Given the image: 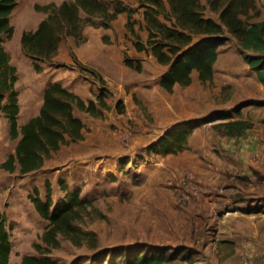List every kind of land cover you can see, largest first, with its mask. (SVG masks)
I'll list each match as a JSON object with an SVG mask.
<instances>
[{
    "label": "rangeland",
    "instance_id": "rangeland-1",
    "mask_svg": "<svg viewBox=\"0 0 264 264\" xmlns=\"http://www.w3.org/2000/svg\"><path fill=\"white\" fill-rule=\"evenodd\" d=\"M63 1L66 0H17L16 7L11 13L10 22L14 27V34L10 40L5 41L4 46L11 56L12 64L19 68L18 76L20 75V79L16 86L21 109L20 122L38 111L40 103L39 86H41V83L37 84V81L41 79V82H45L46 80V78H41L40 73L32 70L34 67L31 58L22 51V33L36 30L45 17L43 13L36 11L35 4L43 5L50 2L60 4ZM201 1L204 2V0ZM118 3L124 8L134 11L132 20L135 30L140 36V41L146 44L148 31L143 20V9L138 6L139 0H120ZM257 4L264 6V0H257ZM206 15H209V13L206 12ZM125 16L127 17L126 11L120 13L110 29V37L120 38V44L123 40L124 48L121 50L122 66L118 76L114 75L109 80H103L104 82L100 83L93 77L94 73L90 72V70H93L101 77L98 71L81 62L78 63L79 61L76 58V64L73 65L55 62L56 64L52 66L43 67L50 70L49 73L53 79V69L56 68L55 75L64 77L69 69L75 67L82 74L85 82L99 85L102 90L106 91V101L109 108L103 111V115L101 117H90L85 114L84 120L89 119L90 121L85 124L84 131V134L86 132L88 137L89 134L91 137H98L103 127L106 128V131L110 130L111 133H108L111 140L115 141L116 137L118 138V142L122 147L129 148L131 145H135L139 148L143 146V143L156 142L169 129L179 126H191V135L194 138L199 136L196 140L197 146L205 137L207 142L210 141V146L215 147L218 144L216 141L234 140L230 137L223 138L214 129L216 125L235 120H243L253 125L252 120L256 123L258 119L263 118L264 105H258V103L264 102V85L258 81L254 70L245 62L233 38H230L224 45L219 47L211 83H201L198 75L193 73L190 86L181 87L176 85L172 93H167L159 84L160 77L167 67L159 64L150 52L139 51L135 48V38L126 27L127 20L125 22ZM261 19H264V16H261ZM71 39L68 38L63 41L62 48L64 50L67 46L69 47V40ZM109 49L114 50V46ZM126 59H131L134 63H140L141 71L129 68L126 65ZM35 74L38 75L37 80H35ZM121 80L125 81V85L120 83ZM107 81L110 90L105 88V86H108ZM96 91H92L90 100H95L94 95L100 91L98 87ZM117 102L123 103V114L116 111L115 104ZM240 104L242 105L236 109ZM187 111L190 112V115L186 113ZM114 116L119 117L118 125H116V121L112 120ZM18 125L21 126L19 120ZM163 130L166 131L162 133ZM263 142L260 139L253 141V143L258 144ZM76 143H82L83 150L89 146V143L86 142V136L83 137V140L73 144ZM16 144L17 140H12L9 136V124L3 116L0 125V163L14 152ZM57 153L47 159V162L45 161L46 167L44 163L43 167L35 173L21 175L18 169L14 173H9L0 168V210L6 217L12 244L9 264H22L21 259L24 255L40 258L48 257L59 264H110V258L103 254V249L115 246L126 248L138 243L189 247L197 251L200 262L207 264H263L264 239L261 232L264 230V187L260 193L243 190V192L233 194L231 198L223 201V206H226L222 207L221 214L231 217L228 224L231 225L234 219L243 221L237 234H234V231L231 230L233 227L227 228L228 231L224 230L219 237L222 240L210 245L215 241L218 229L213 226L205 227L208 220L204 216L202 220H197V222L202 221L201 227L189 222L191 233L197 234L201 228L205 234L204 245L201 248L196 245L191 247L185 244L157 243L151 238L153 239L160 232H166L170 229L171 219L166 217L165 213L156 211L151 200L143 204V210L140 211L141 201H144L141 193L133 200L134 191L126 192V194L129 192L127 195L130 196H119L120 190L123 192L129 184L123 181H117L119 187H112L103 183L99 189L95 188L89 191V187H86L87 173L84 170L75 169L73 164L69 167H67L69 164L63 163V165L58 166ZM257 157H259L258 153L253 152L250 155V161H256ZM63 167H67V169L62 171ZM127 168L128 171H124L123 175L117 172L118 176L114 178L116 180L119 177L129 180H142L143 175L137 168H131V166ZM255 177L259 178V175L257 174ZM244 178L247 182L254 181L253 176L249 180L246 177ZM61 179L65 181L66 185L68 184V188L81 186L83 193L80 197L92 201L93 205L102 214L101 218L92 215V218L86 220L83 228L87 232L96 233L99 241L96 250L91 249L89 245L77 247L67 240H61L59 247L52 249L49 254H41L33 247L35 243L44 245L41 236L47 221L39 216L30 197L35 195L34 188H37L40 197L45 199L47 195L46 182H48L51 188L52 208H54L65 195L60 187L61 183L59 182ZM113 180L111 179V181ZM241 186H244V184ZM173 193L175 197L176 191ZM201 193L197 186L194 195H200ZM174 203L178 208H184L178 206L179 204L177 205L175 198ZM239 207L242 208L239 209V212L234 211ZM248 208L260 212L252 213V216L247 212ZM251 227H254V230L249 232ZM135 228H137L138 233H135ZM245 229L247 230L245 231Z\"/></svg>",
    "mask_w": 264,
    "mask_h": 264
},
{
    "label": "trees",
    "instance_id": "trees-1",
    "mask_svg": "<svg viewBox=\"0 0 264 264\" xmlns=\"http://www.w3.org/2000/svg\"><path fill=\"white\" fill-rule=\"evenodd\" d=\"M118 1L66 0L60 4H35L36 11L45 17L36 30L25 31L21 36V49L31 58L35 72L42 71V63L54 64L63 41L73 38L77 45H81L86 41L85 27L110 29L118 15L126 11V27L135 38V48L150 52L159 64L167 67L159 82L165 92L172 93L176 85L189 86L193 73L198 75L201 83H211L219 47L230 38L236 41L238 51L264 85V19L260 20L264 16V6H259L257 0H139L138 6L143 9L148 31L146 44L140 41L135 30L134 11L124 8ZM16 4L17 0H0V119L3 116L7 119L9 136L17 140L14 152L0 163V168L9 173L18 169L21 175H25L41 169L62 146L83 140L85 124L75 115V110L90 117H101L109 105L105 90L95 94V100L85 102L61 83L50 82L43 91L38 115L18 125L19 94L15 87L18 70L11 64V56L4 46L14 34L10 16ZM126 65L141 71V64L131 59H126ZM90 72L97 81L104 82L95 71ZM258 105H264V102ZM116 109L123 113V103L117 102ZM250 127L243 120H235L218 124L215 129L223 136L237 137ZM191 130V126L169 129L156 142L149 144L146 151L177 153L187 147ZM59 183L65 195L54 208L48 182L45 199L40 197L37 188H34L35 195L30 197L39 216L47 221L41 236L44 245L35 243L34 249L49 254L59 247L61 240H67L77 247L89 245L96 250L99 242L96 233L83 228L92 215L101 218L102 214L92 201L80 197L79 190H69L64 180ZM247 212L260 211L248 208ZM11 253L7 220L0 210V264H9ZM103 254L110 258V264H207L198 260L196 250L181 245L138 243L126 248L103 249ZM21 263L59 264L48 257L32 255H24Z\"/></svg>",
    "mask_w": 264,
    "mask_h": 264
},
{
    "label": "crops",
    "instance_id": "crops-1",
    "mask_svg": "<svg viewBox=\"0 0 264 264\" xmlns=\"http://www.w3.org/2000/svg\"><path fill=\"white\" fill-rule=\"evenodd\" d=\"M126 20L127 17L125 16V22ZM110 29L85 27L83 35L86 41L81 45H77L72 38L69 40V47L67 46L65 50L62 48V42L59 45L57 55L54 57V64H56L55 62H59L73 65L76 64V58L79 61L78 63L81 62L97 70L103 80H109V78H112V76L114 77V75L118 76L122 66L121 50L124 48L123 40H121L122 43L120 44V38H115L114 36L110 37ZM111 46H114V50L112 51L109 49ZM54 64H41L42 71L40 75L41 78H46V80L45 82H41V79L37 81V84L41 83V86H39V109L37 112L24 118L21 122L19 111L18 120L21 125L38 115L43 101V91L50 82L61 83L85 102L92 98V91H96L97 87L98 90L101 91L102 88L99 85L96 86L95 84L85 82L83 79L84 77L75 67L69 69L67 75L64 77L55 75L54 71H56V68L53 69V79L49 73L50 70L48 68L44 69L43 67L52 66ZM12 65L17 68L19 74V68L14 64ZM32 70L34 69L32 68ZM34 77L35 80H37L38 75L35 74ZM19 79L20 75L18 76V81ZM120 83L125 85V81L123 82V80H121ZM16 85L15 87L17 89ZM105 88L108 90L111 89L109 88V83ZM186 113L190 115V112L187 111ZM75 115H77L84 124L90 122L89 119L84 120L85 114L83 113L75 110ZM112 120L116 121V125H118L120 121L119 117L116 118L115 116ZM164 121H166V119H164ZM257 121L258 122L254 123L252 120L251 123L253 125H251L250 128H246L240 136L230 137L234 139L232 141H216L218 144L215 147L210 146V141L207 142L205 137L202 138L197 146L196 140L199 136L194 138V136L190 134L187 140V147L177 153H164L161 150L147 152L146 146L149 142L143 143V146L139 148L135 145H131L129 148L122 147L118 142V138L116 137L115 141L111 140L109 136V133H111L110 130L106 131V128L102 127L100 135L96 138L91 137L90 134L88 137L85 132L84 137L86 136V142L89 143V146L85 150H83L81 146L82 143H71L68 146H63L59 151V153H61H57L59 159L58 166L69 164L67 166L69 167L73 164L75 169L84 170L88 175L86 187H89V191L95 188L99 189L103 183L111 185L112 187H119L117 181L129 183L126 190L123 192L120 190L119 196L127 197L130 196L127 195L129 192L134 191V195H132L133 200L141 193L144 197L142 200L144 201H141L142 207L140 211L143 210V204L151 200V203H153L152 206L156 211L165 213L166 217L171 219L170 229L166 232H160L157 237L151 238V240L157 243L185 244L191 247H195L196 245L198 248H201V246L204 245L205 234L202 232L201 228L197 234L191 233L189 231V222L201 227L202 221L197 222V220H202L205 216L208 220L207 224L205 223V227H217L218 231L215 236V241L210 243V245H214L219 242V240H222L219 237L224 230L228 231L227 228L233 227L231 230L234 231V234H237L243 222L234 219L231 225L228 224L231 217H228L226 214H221L222 207L226 206H223V201L231 198L233 194L243 192V190L251 193H260L264 187V114L263 118ZM1 122L2 117L0 119V125ZM164 131L166 130H163L162 133ZM217 132L219 133V131ZM226 137L228 136H223V138ZM255 139H260L263 143H253ZM253 152L258 153L259 157H257L256 161H250V155ZM46 162L44 165L45 167ZM129 166H131V168H137V170L142 173V180H129L120 177L116 180L114 178L118 176L117 172L123 175L124 171H128L127 167ZM67 167H63L62 171H65ZM182 174L189 175L202 193L191 197L186 207L178 208L174 203L173 182ZM257 174L259 178L255 177ZM252 176L254 179L253 182H247L244 178L246 177L249 180ZM111 179L114 180L111 181ZM242 184H244V186H241ZM71 188L69 187L71 191L79 190L80 196L82 195L83 188L81 186H73ZM127 191L129 192L126 194ZM239 209L242 208H236L234 211L239 212ZM246 230L247 229H245V231ZM253 230L254 227H251L249 232ZM135 233H138L137 228H135ZM261 235L264 239V230L261 232ZM194 241H196V243H194ZM262 262L264 264V250L262 252Z\"/></svg>",
    "mask_w": 264,
    "mask_h": 264
},
{
    "label": "built area",
    "instance_id": "built-area-1",
    "mask_svg": "<svg viewBox=\"0 0 264 264\" xmlns=\"http://www.w3.org/2000/svg\"><path fill=\"white\" fill-rule=\"evenodd\" d=\"M175 201L178 206L186 207L191 197L196 193L197 186L192 178L187 174H182L177 180H174Z\"/></svg>",
    "mask_w": 264,
    "mask_h": 264
}]
</instances>
